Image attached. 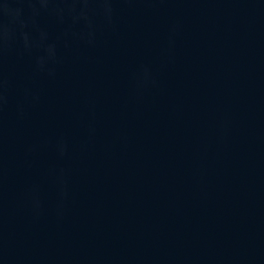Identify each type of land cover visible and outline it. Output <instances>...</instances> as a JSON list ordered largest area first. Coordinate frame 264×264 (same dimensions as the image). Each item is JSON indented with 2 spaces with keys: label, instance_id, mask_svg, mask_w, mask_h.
<instances>
[{
  "label": "water",
  "instance_id": "water-1",
  "mask_svg": "<svg viewBox=\"0 0 264 264\" xmlns=\"http://www.w3.org/2000/svg\"><path fill=\"white\" fill-rule=\"evenodd\" d=\"M0 264H264V0H0Z\"/></svg>",
  "mask_w": 264,
  "mask_h": 264
}]
</instances>
